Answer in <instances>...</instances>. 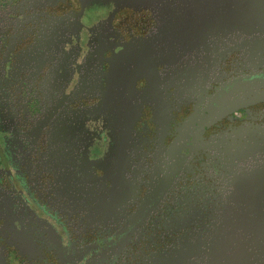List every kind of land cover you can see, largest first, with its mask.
<instances>
[{
    "label": "flooded vegetation",
    "instance_id": "af4514ba",
    "mask_svg": "<svg viewBox=\"0 0 264 264\" xmlns=\"http://www.w3.org/2000/svg\"><path fill=\"white\" fill-rule=\"evenodd\" d=\"M210 28L175 46V0H0V264H175L222 201L208 145L264 124V96L214 114L264 55Z\"/></svg>",
    "mask_w": 264,
    "mask_h": 264
},
{
    "label": "water",
    "instance_id": "95a60500",
    "mask_svg": "<svg viewBox=\"0 0 264 264\" xmlns=\"http://www.w3.org/2000/svg\"><path fill=\"white\" fill-rule=\"evenodd\" d=\"M127 1L115 0L123 5ZM242 1L243 11L237 9L239 0H175V46L194 45L202 36L197 28L210 24V33L237 30L238 37L243 34L240 47L248 46L249 54L264 55V11L255 9L264 8V0ZM115 56L123 60L125 52ZM261 86L264 80L235 86L229 94L232 98L219 100L214 114L233 109L227 105L234 100L243 98L245 106L261 100ZM119 96L124 102L126 95ZM212 142L208 148L224 170L222 201L212 202L210 220L197 239L187 237L175 244V264H264V124L240 125Z\"/></svg>",
    "mask_w": 264,
    "mask_h": 264
}]
</instances>
